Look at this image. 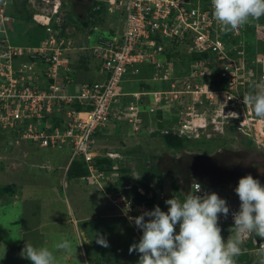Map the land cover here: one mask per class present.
Instances as JSON below:
<instances>
[{"label": "built area", "instance_id": "2783aa9c", "mask_svg": "<svg viewBox=\"0 0 264 264\" xmlns=\"http://www.w3.org/2000/svg\"><path fill=\"white\" fill-rule=\"evenodd\" d=\"M106 2L108 15L124 23L123 35L104 39L90 48L91 55L107 75L106 82L81 83L75 92L70 75L75 43L67 28L62 29L65 27L60 8L62 0L0 3L3 35L0 38V130L8 132L14 138L13 143L30 148L70 146L71 163L83 161L89 171L82 178L84 181L116 187L121 177L119 168L113 166L112 172L101 171L96 162L97 156L104 154L97 152V136L113 119L132 133L151 127V132H174L180 138L198 142L228 137L231 140L240 135L250 139L259 151L264 150V119L258 118L242 102L246 95L264 88V73L254 77L245 60L236 58L238 46L230 41L233 35L224 32L214 19L211 0ZM24 5L26 16L33 21V25L27 24L32 30L29 32L38 37L29 36L27 43L13 44L8 33L9 24L15 22L11 9L21 10ZM241 31L242 28L235 31V36ZM255 31L263 34L264 44V22ZM179 47L189 56L186 58L189 64L183 71L187 75L183 77L176 76L169 61H164L169 55L174 56ZM196 56L199 58L195 59ZM144 67L151 68L152 80L165 88L142 91L150 92L151 96L146 109L139 93L132 94L134 100L129 104H123L122 99L128 94L121 89L122 83L139 80ZM218 74L227 80V87L217 88L212 83L211 77ZM155 122L161 128L154 130ZM106 155L112 159L119 156L113 150ZM155 185L151 184L147 194L142 189L139 192L156 199L155 206L167 211L168 197L164 191L154 192ZM198 185L202 193L215 192L227 200L230 214L227 219L221 215L219 224L226 228L225 240L234 237L231 212L240 207L235 192L238 182L224 186L194 182L189 195L196 193ZM115 189L108 196L133 226L129 217L153 209L131 198V185ZM261 244L264 239L251 234L241 245L242 253L258 258Z\"/></svg>", "mask_w": 264, "mask_h": 264}, {"label": "rangeland", "instance_id": "374dc122", "mask_svg": "<svg viewBox=\"0 0 264 264\" xmlns=\"http://www.w3.org/2000/svg\"><path fill=\"white\" fill-rule=\"evenodd\" d=\"M101 2L105 3L104 0ZM93 7L92 0H64L62 20L75 25L81 30H77L78 33L92 35L94 28H98V32L94 31V40L100 35L112 38L115 30L118 34L124 32V23L115 17L96 15L94 18L98 9ZM82 21L90 27L81 26ZM10 26L16 28L9 34L13 44L27 43L29 40H26L34 36H30L29 31L32 30L27 24L14 22ZM91 42L88 41V44ZM154 126L157 127V122ZM128 135L126 131L116 133L109 145L122 155L120 164H113L119 171L122 167L135 173L133 176L140 174L138 187L152 180L154 169L161 173L162 182L159 181L167 191H170V185H177V177L186 183L185 188L194 181L208 184L239 182L240 178L249 174L261 185L264 184V150H256L240 135L235 139L229 140L228 137L223 141L219 138L209 143L191 141V146L178 151L168 148L158 134ZM12 140L14 138L8 132L0 130V190L12 187L13 191L0 192V264H32L21 256L26 243L48 247L55 252V244L63 240L71 242L72 250L70 254L56 252L58 264H103L102 257L106 256L104 247L97 243L94 245L93 240L110 232L104 227L98 235L88 232L91 244L85 242L82 231H86L87 227L85 218L89 217L92 225H100L104 218L111 221L113 215L108 208L118 213L106 192V188L111 189L113 185L107 187L108 183H105L101 188H95L92 184L72 178L68 172L72 159L69 147L30 148L16 145ZM121 140L127 145L121 144ZM198 144L200 148L193 146ZM110 226L113 227L112 224ZM176 231L179 232V227ZM121 245L124 246L123 251H127L132 244L126 239ZM116 257L114 262L117 264L121 258Z\"/></svg>", "mask_w": 264, "mask_h": 264}, {"label": "clouds", "instance_id": "9594fccd", "mask_svg": "<svg viewBox=\"0 0 264 264\" xmlns=\"http://www.w3.org/2000/svg\"><path fill=\"white\" fill-rule=\"evenodd\" d=\"M0 3H4V0H0ZM63 3L64 0H62L60 6L61 10ZM211 5L214 19L225 32L239 31L242 26L248 24L251 20H259L264 17V0H211ZM14 9H11V13ZM15 22L19 21L15 20ZM242 102L250 106L258 118L264 119V88H259L255 94L246 95L243 97ZM247 140V143L255 147L250 139ZM256 150L258 149L256 148ZM107 151L109 150L102 152L104 153L102 154L103 157L118 163L121 159L120 152L113 149L119 156L112 159L106 155ZM99 157L101 155L97 156V158ZM78 161L80 160L71 163L68 170H71L74 163ZM80 162L85 165L83 161ZM46 169L50 170L47 167ZM112 171L113 167L106 172ZM83 177L79 179L81 182L92 184L95 188H101L98 183L93 184L84 181ZM133 178L139 179L140 174L135 175ZM176 179H178V183L174 186L170 185V191L165 190V187L161 186L163 184L157 179L153 180L154 182L151 184L155 183L157 189L164 191L167 195L168 199L165 204L169 206L168 210L163 211L159 205L155 206L154 204V209L145 210L137 217H129L136 227L122 215V211L110 203L118 212L117 214L130 223L135 237L140 240L129 248L130 254L133 252L140 254L137 264H236V258L245 255L252 256V260H254H251L252 264H264V244L260 245L258 252L260 257L258 258L251 253H242L241 248L244 240L251 234L264 239V186L261 185L258 179L253 178L251 174L239 179L235 192L239 197L240 207L238 211L231 212L234 220L235 236L228 237L227 240L224 239L228 235L226 228L219 224L221 215L227 219L230 214V206L227 200L221 198L215 192L202 193L201 185L197 186L195 194L189 195L191 185L200 181L189 183L185 188L186 183L183 179L181 177ZM201 183L208 184L206 182ZM123 185V182H117V187L121 188ZM107 187H110L109 184ZM117 187L113 185L111 189L106 188V192L108 193ZM140 188L144 189L145 193L148 191L142 185L141 187L137 186L139 194H141L139 192ZM131 192L132 189L130 195ZM146 194L143 196H146ZM180 196L186 199L181 201ZM107 197L110 200L108 195ZM177 225H179L178 233L176 231ZM96 243L103 247L110 246L108 240L102 235L96 237ZM54 247L55 252L48 247H36L26 243L21 256L30 260L32 264H58L56 252L70 254L72 250V244L69 240H63L55 244ZM248 262L249 259L243 261V263Z\"/></svg>", "mask_w": 264, "mask_h": 264}, {"label": "crops", "instance_id": "0c3cea01", "mask_svg": "<svg viewBox=\"0 0 264 264\" xmlns=\"http://www.w3.org/2000/svg\"><path fill=\"white\" fill-rule=\"evenodd\" d=\"M66 3V2H65ZM72 9V8H70ZM108 17L111 18V16H109L107 14ZM122 21V20H121ZM67 28V34L69 35V37L74 41L75 43V49L71 52V61H72V65H71V72L70 75L73 77L74 80V84L72 87V91L75 92L78 89V85L81 83H93V82H98V83H105L106 79H107V75L101 70L100 64L98 60H95L93 58V56L90 53V48L96 46L97 44H99L102 40L104 39H108V38H104L103 35L98 36V38H96L94 40V31L98 32V28H94L93 30V34L89 35V34H83L82 32L78 33L77 30H79L75 25H72L71 23H65V29ZM14 26H8V33L10 34V31H14ZM81 31V30H79ZM113 36L112 37H121L123 35L122 34H118L115 30L114 33H112ZM33 35V33H30V36ZM38 36H32V39H36ZM92 40L91 44H88V41ZM94 40V41H93ZM95 61V62H94ZM165 62H168L166 59H164ZM186 67L183 69L185 70ZM179 73V71H178ZM177 74V70H175V75ZM182 74V72H181ZM177 76V75H176ZM153 77V70L149 67H144L143 71H142V75L141 78L137 81H127L125 80L122 85H121V89L123 90L124 94H128L126 97H124L122 99V103L123 104H129L131 101L134 100V98L132 97V94L134 93H139L142 94L141 95V100H142V104L144 106V108L146 109L151 101V96L149 95L150 92H142L144 90V86H142V84H147L148 86H150V91L152 90H161L164 89L165 86L163 84L160 83H156L152 80ZM137 83V84H136ZM136 85V86H135ZM160 124L157 123V127L153 126V129L155 130L156 128H160ZM126 133L129 135H146L147 133L150 135H155L156 132H151V127L150 128H146L144 130H142L141 132L138 133H132L131 130L129 128H127L125 125L115 122L114 119L113 121L107 126V128L105 130H103L102 132H100L97 136V145H96V149L98 150L97 152H104L106 150L112 151L113 149H115V147H112L111 145H109L110 143V139L114 138V135L116 133ZM128 135V136H129ZM223 141H225L224 139H222ZM121 144L123 145H127V142H123L122 140L120 141ZM69 147L70 146H66ZM42 149H49V148H42ZM71 149V148H70ZM101 157H103V155H101ZM121 159H122V155H121ZM120 159V160H121ZM119 160V161H120ZM118 161V163H119ZM117 162L114 164H118ZM120 164V163H119ZM114 166V165H113ZM121 169L124 168H120V181H118L119 183L125 184V185H132L134 182V178L129 180V179H125L124 175L121 171ZM129 170V169H128ZM129 177H133V172H131L129 170ZM80 181V180H79ZM137 201H140L138 199H135ZM142 202V201H140ZM110 211V215H113L111 217V221L110 224L113 225V227L110 226L109 222L107 221L106 218L102 219V222H100V225H92V220L88 218L84 219V223H86L87 227H86V231H82L84 237H85V242L87 243L89 241V243L92 244V239L88 236V232H94V235H98V233L100 232V230L104 227L108 232H110L109 235L105 236V238L108 240L109 242V247H104L103 251L105 253V257H102V261L101 263L103 264H116L114 262V257H119L120 261L117 264H137L139 258H140V254L138 252H133V253H129V250L127 251H123V245H121V243L123 241H125L126 239H128V242L130 241L131 244L134 243H138V241H140L137 237H135V234L132 235L133 232V227L130 225V223L125 219V218H121L119 216V214H115L113 212V210L111 208H108ZM107 215V216H110ZM109 219V218H108ZM95 226V227H94ZM178 233V231H177ZM117 235V236H116ZM132 235V238H131ZM132 239V240H130ZM138 240V241H137ZM94 241V245L96 243V240ZM86 254V253H85ZM86 257H88L86 255ZM116 257V258H117ZM71 258V255H70ZM88 261V260H87ZM237 264V263H236Z\"/></svg>", "mask_w": 264, "mask_h": 264}, {"label": "trees", "instance_id": "16d2710c", "mask_svg": "<svg viewBox=\"0 0 264 264\" xmlns=\"http://www.w3.org/2000/svg\"><path fill=\"white\" fill-rule=\"evenodd\" d=\"M103 1V0H102ZM104 2H101V0H93V8L98 9V11L96 12L95 16H93L94 18L102 16L104 17V15H107V7L108 4L106 2V0H104ZM11 16L21 22V23H25L28 25H33V21L26 16V5L22 6L21 10L19 9H14V11L11 13ZM251 25H244L242 26V31L241 34L239 36H235L234 32H228L231 33L233 36H231L232 38H230L231 42L234 43L236 46H238V51L239 53L237 54L236 58L245 60L246 65L249 67L251 73L254 75V77L261 75L262 73H264V44L262 43V38H263V34H258L256 33L255 29L256 27L260 26L264 21H263V17H261L259 20H251ZM81 26H83L84 28L88 29L90 27V25L85 22L82 21L81 22ZM62 29H65V27H62ZM225 32V31H224ZM223 32V33H224ZM184 49V48H183ZM189 56L186 55L185 51L182 50V47L176 50L175 55H169L167 57V61H169V67L170 69H173V72L175 74V70H177V76L178 77H183L187 75V72H183L184 68L188 66L189 62L186 60V58H188ZM199 57L196 56L195 59H198ZM259 62L262 63L258 64ZM179 71V73H178ZM181 72H183L181 74ZM211 81L212 83H214L215 87L217 88H225L227 87V80L223 79L220 74L212 76L211 77ZM142 86H144L147 91L150 90V86H148L147 84H142ZM159 135L160 137H162V139L164 140L165 145L172 149V150H183L188 148L189 146H191L192 144L190 143L191 141L189 140H185L183 138H180L176 133L174 132H170L169 134H161L160 132H156L155 135ZM203 143H209L207 140L201 141ZM194 147L200 148V144L198 145H193ZM97 167L99 168V170L101 171H109L112 169L113 164L115 163L114 161L108 159L107 157H99L97 158ZM124 178L127 180H131L133 179V177H129L130 175H128L130 172L128 169H121ZM152 176L151 179L152 180H148V182L142 183V186L149 190L150 188V184L152 182H154V179H157V181H161L162 176L161 173L158 172L157 169H154L152 171ZM88 174V171L85 167V165L78 161L76 163H74V165L72 166L71 170H69V175L74 178V179H80L81 177H83L84 175ZM152 181V182H151ZM159 181V182H160ZM133 187H132V192H131V198L133 199H138L148 205H150V207H152L154 209V204L157 202L156 199L154 198H148L147 196H143L141 194L138 193L137 191V185L139 184L137 179L133 180ZM162 182V181H161ZM160 182V183H161ZM229 183V182H228ZM228 183H224V184H219L221 186H224ZM218 185V184H216ZM264 186V184L262 185ZM152 189V188H151ZM154 192L157 191V186H154L153 189ZM0 192L2 193H11L12 191V187H7V188H3L0 190ZM181 197V201H184L186 198ZM163 205V202H162ZM179 225H177L176 228H178ZM253 255V254H252ZM245 259H249L248 263H243V261ZM252 256L251 255H245L244 257L242 256H238L236 258V262L240 263V264H252Z\"/></svg>", "mask_w": 264, "mask_h": 264}, {"label": "bare ground", "instance_id": "6f19581e", "mask_svg": "<svg viewBox=\"0 0 264 264\" xmlns=\"http://www.w3.org/2000/svg\"><path fill=\"white\" fill-rule=\"evenodd\" d=\"M95 62V61H94Z\"/></svg>", "mask_w": 264, "mask_h": 264}]
</instances>
